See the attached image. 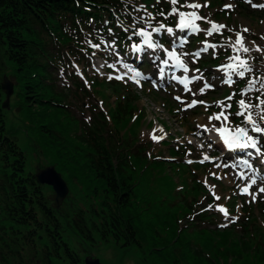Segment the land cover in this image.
Wrapping results in <instances>:
<instances>
[{"label": "rangeland", "instance_id": "rangeland-1", "mask_svg": "<svg viewBox=\"0 0 264 264\" xmlns=\"http://www.w3.org/2000/svg\"><path fill=\"white\" fill-rule=\"evenodd\" d=\"M195 2L202 5L200 9L196 10L198 15L206 18V20L196 22L201 29L196 34L187 30L181 32L175 27L179 22L178 15L169 17L170 23H166L159 15H156L157 22H163L167 26L173 27L178 36L187 40L183 49H177L178 52L184 51L192 54L181 57L190 69L187 74L173 68L170 61L171 65L168 66L169 68L166 67L165 71L166 69L171 70L167 71L169 72L167 75L165 72V80L160 83L162 79H160L158 69L152 63L151 57L159 55L161 59H164L166 58L165 53L158 50L156 54H151V50H148L145 53L136 54L130 50V46L125 53L119 50L114 42L95 31V23H92L89 30L85 27L80 29L76 34L80 43L74 46L77 52L69 50L62 52L65 65H59L54 69V72L57 76L58 88L67 93L64 99V103L68 105L67 112L61 114L60 118L61 123L67 126V136L71 139H74L80 132L82 122L90 120L95 111H104L111 120L116 109L117 94L124 95L125 88L137 95V109L134 116L121 125L122 146L130 145L132 152L151 155L153 160L154 158L164 160L159 163L149 160V163L144 162L138 166L140 172L138 171V175H135L137 194L141 200L144 198L151 201L155 211H174L177 208L185 210V196L191 200L196 199L195 210L182 219L181 225L183 229H186L187 234L192 237L194 235L191 239L194 247L215 255L219 246L217 244L219 238L216 235H213L211 240L203 238L200 233L201 229L223 227L222 225L227 224L226 227L232 226L231 228L241 232L243 223L250 217L248 229L252 226L253 229L258 228L261 233L264 231L262 208L264 194L258 195L254 202H249L250 196L243 194L241 189L246 187L250 180L240 176L241 173L243 177L255 176L257 185L250 188V191H255L258 187L264 186V165H261L260 158L254 153V150L229 152L222 146V143L217 142L214 136H210L209 133L214 131L207 130L211 129L213 124L217 127L221 126L219 121L212 120L210 122L208 119L221 111V105L218 103L221 101L225 105L232 104L230 109H226V114L232 113L229 115V123L226 126L233 130L237 126H244L241 124L243 117L234 115L238 110L236 102L242 98L240 92L247 86V81L250 78H255L256 87L260 88L259 80L264 77V7H260L264 4V0H251V2L248 0H195ZM146 3V0H123L122 11L127 18H130V25L133 24L134 18L143 14L135 10L141 6H144L148 13L156 14ZM165 3L164 0H161L160 4L161 9L167 14L169 10H165ZM184 3L185 0H179L177 7L180 11H190L187 8H180V5ZM226 4H231L233 7L225 8ZM209 21L227 27L208 36L206 32L211 27ZM142 26L137 25V28ZM122 27L127 26L122 24ZM244 28L249 31L243 32ZM237 31L244 37V46L253 49L250 54L236 53L231 48L222 47L236 40L235 32ZM72 32L76 33L77 31L73 30ZM86 38L90 39L92 43H99L101 47L94 49L90 44H85ZM161 38L167 41L166 44H163L164 47L172 50L173 45L168 35L153 34V39L159 43H161ZM142 40V37H138V41L133 42L142 43ZM208 44H215L217 47L210 48L208 53L201 52L199 57L194 55ZM256 46H259L261 51H256ZM235 55H240L242 59H248L253 71L246 74L245 79L237 80L228 86L221 82L224 73L220 70V66L238 63L234 59H229ZM122 63H128L131 67L150 76L151 79H142V87L131 81L108 79L109 75L115 76L126 71ZM159 63L160 61L157 60L156 64ZM109 64H115L116 67L109 68ZM144 65L145 67H142ZM197 68L200 69L198 73L194 71ZM12 70L11 64L8 63L4 71L6 73L4 78L12 82L13 92L7 94L6 97L8 103L7 123L19 130V142L26 153L28 168L37 172L47 165H55L70 189L60 209L65 214L74 215L80 208H83L87 218H95L92 205L99 207L100 199L87 190V185L69 165L60 164L55 159L54 154L46 148L40 139V134L29 127L24 116L17 110L14 98V78L10 76ZM73 73L77 75L81 85L74 84ZM173 74L176 76L187 75L190 81L193 76H201L214 87L205 89L201 93L199 92L202 86L201 82L194 81L188 84V88L191 89L189 92L185 90L184 85L172 79ZM129 75L132 74L129 73ZM108 81H119L124 85L118 84L115 89L110 86ZM87 88L91 94L87 93ZM233 93L235 96L229 101L227 98ZM250 95L253 97L252 102L256 103L255 97L259 93L252 92ZM176 96H180L181 100H176ZM244 98L247 100V97ZM192 100L204 103L188 107ZM198 126H207V129ZM153 134L164 138L153 141L151 139ZM250 135L256 136L257 134L250 132ZM210 144L211 147H209ZM261 144H264V138L261 139ZM172 148L179 150L182 155L174 154L171 151ZM249 151L253 152L252 156L248 155ZM205 156H208L209 159L204 160ZM245 159L252 167H246L240 163ZM234 162L239 163V167H215L217 163L223 165ZM46 192L54 203L56 193L51 185L46 184ZM245 202L253 205L249 212L243 207ZM221 208L225 209L228 217L220 211ZM147 213L148 211L144 215L147 216ZM202 214H207V216H202ZM235 217H239L235 223L229 222L230 218L234 219ZM64 221L65 235L68 241L84 259L87 256H94L100 258L104 264H158L151 257L145 260L146 255L139 248L130 247L126 250L116 240H103L96 232H94L95 240H85L69 227L67 220Z\"/></svg>", "mask_w": 264, "mask_h": 264}, {"label": "trees", "instance_id": "trees-1", "mask_svg": "<svg viewBox=\"0 0 264 264\" xmlns=\"http://www.w3.org/2000/svg\"><path fill=\"white\" fill-rule=\"evenodd\" d=\"M151 1L147 0L148 6L158 13L161 4L151 5ZM164 6L169 7L168 3ZM122 8L123 0H0V264H85L65 235L64 220L85 240H95L96 232L126 250L139 248L145 260L151 257L158 264H264V231L252 226L250 231V217L241 232L232 226L201 229L203 238H219L213 255L194 247V235L181 225L195 210L196 199L185 196L186 209L174 211H155L151 201L140 199L135 182L138 166L164 160L122 146L121 125L137 109V95L130 89L117 94L111 120L104 111H95L82 122L75 138H68V128L60 118L67 112V93L58 88L54 69L65 65L62 52H77L76 34L82 27L89 30L92 23L95 31L126 49L128 33L118 25L116 14L120 12L129 22ZM8 63L13 69L17 110L55 159L69 165L100 199V208L92 205L95 218H87L83 208L74 215L65 214L48 197L46 184L28 168L19 130L7 123L3 83ZM72 77L76 86L82 84L75 73ZM108 83L115 89L124 85ZM87 93L91 94L88 88ZM171 151L182 155L175 148ZM243 207L249 212L253 205L245 202ZM146 211L150 216L144 215Z\"/></svg>", "mask_w": 264, "mask_h": 264}, {"label": "snow or ice", "instance_id": "snow-or-ice-1", "mask_svg": "<svg viewBox=\"0 0 264 264\" xmlns=\"http://www.w3.org/2000/svg\"><path fill=\"white\" fill-rule=\"evenodd\" d=\"M157 4L161 3V0H156ZM164 2L168 3L170 5V10L166 14L163 9H161L158 13L155 15L152 13H148L146 8L144 6H141L140 8L135 9L136 11L142 12L143 14L139 17L134 18L133 24L129 25L128 27L124 28L123 31L125 33H128L126 40L132 41L133 37H142V43H136L133 42L130 45V50L133 53L141 54L145 53L148 50H151V54H156L159 51H162L166 54V58L161 59L159 55H152V63L155 64L156 68L158 69V75L160 79H163L165 77V68L169 66V62H172V67L176 70H182L183 74L189 73L190 69L185 62L184 59L181 57H187L189 55H192L190 53L180 51L178 52L177 49H183L185 44L187 43V40L178 36L177 32L174 30L173 27L167 26L163 22H157L156 21V15H159L160 17H163L164 19H168L169 17H172L174 15L179 16V22L175 25L177 29H179L181 32L187 30L190 33L196 34L201 31L197 21L200 20H206L205 17H201L198 15V12L196 10L200 9L202 5L198 2H195V0H192V2H189V0H185V3L183 5H180V8H187L190 11H180V9L177 7L179 0H164ZM248 2H251V0H248ZM207 6L206 4L204 5ZM233 5L226 4L225 8H232ZM253 7H256V5H253ZM260 7H264V4L260 5ZM210 22V21H209ZM211 27L207 30L206 34L208 36H212L214 32L219 31L220 29L226 28V25L223 24H216L214 22H210ZM137 25H143L142 27L137 28ZM249 29L244 28L243 32H248ZM109 32H111V29H109ZM153 34H158L160 36L168 35L171 39V43L173 45L172 50H169L168 48L164 47L163 44L159 43L157 40L153 39ZM236 40L233 43L223 45L222 47L231 48L234 52L239 53L242 52L244 54H250V52L253 50L247 46H244L243 39L244 37L241 35L239 31L235 32ZM179 41V43H178ZM85 44H90L92 48H99L101 45L99 43H92V41L88 38L84 41ZM254 44V42H252ZM217 46L215 44H208L200 51H197L194 53L195 56L199 57L201 55V52L208 53L209 49H215ZM256 51H261L259 46L255 47ZM229 59H234L238 63L232 64H226L221 65L220 70L224 73V76L221 79V82L225 85L231 86L237 80H243L246 78V74L251 73L253 71L249 60L248 59H242L240 55H235L233 57H230ZM159 60L160 63L156 64V61ZM103 66V65H101ZM123 68L126 70L124 73L119 75H109L108 79H116L124 82H134L137 85L142 87L141 80H150L151 77L143 74L141 71L131 67L128 63H122ZM109 68H115V64H109ZM195 72H199L200 69H195ZM131 73L132 75H129ZM172 79L178 81L180 84L184 85L185 90L191 92V89L188 88V84L194 81H200L202 86L199 89V92L203 93L205 89H212L214 87L213 84L206 82L203 77L201 76H193L192 80H189V77L187 75L182 76H176L172 75ZM260 88L256 87V79L250 78L247 81V86L241 90L240 96L242 97L236 102L238 110L234 113L236 117H243L241 120V124L244 126H237L235 129H231L226 126L227 123H229V115H232V113L226 114V109H230L232 107V104L225 105L224 102H218L221 105V111L217 114H214L210 117H208L209 121L216 120L220 122L219 127H217L215 124L212 125L211 129H207V126H198V127H205L209 131H214L218 134V139L222 141V146L226 148L229 152L235 151V150H254V153L260 158L261 165H264V144H261V139L264 138V77H261L260 80ZM252 92H257L259 95L255 97L256 103H253V97L250 95ZM235 96V93L230 95L227 99L231 101ZM247 97V100L244 98ZM176 100L180 101L181 97L176 96ZM203 101H196L192 100L191 103L188 105V107H193L197 104H203ZM162 131V130H161ZM251 133L257 134L256 136L250 135ZM164 137H157L155 134L151 135V139L153 141H157L158 139H163ZM202 147V146H201ZM211 147V144L209 145ZM249 156L253 155L252 151L248 152ZM209 157L205 156L204 160H208ZM203 162V161H202ZM191 163V161H189ZM240 163H243L246 167H252V165L249 163L247 159L241 161ZM215 167L220 168H237L239 167V163H224L223 165L217 163L215 164ZM258 170V169H257ZM215 175V173H213ZM240 176L244 179L250 180V183L241 189L243 194H246L250 196L249 202H254L257 199V196L260 194H264V186L258 187L255 191H250V188L252 186L257 185V179L255 176L251 177H243V174L241 173ZM216 199L218 200L219 197L217 196ZM221 212L225 213V216L228 217V213L225 211V209L221 208ZM239 217H235L234 219H229V222L235 223L236 220H238ZM223 227H226L227 224L222 225Z\"/></svg>", "mask_w": 264, "mask_h": 264}, {"label": "water", "instance_id": "water-1", "mask_svg": "<svg viewBox=\"0 0 264 264\" xmlns=\"http://www.w3.org/2000/svg\"><path fill=\"white\" fill-rule=\"evenodd\" d=\"M3 88L7 90L8 95L13 92V84L7 78L3 83ZM7 105V101L5 102ZM36 178L40 183L49 184L53 187L56 197L55 202L57 207H60L68 195L70 189L67 181L63 177L62 173L57 170L55 165L50 164L43 168H40L36 173ZM86 264H104L100 258L94 256H87L85 258Z\"/></svg>", "mask_w": 264, "mask_h": 264}, {"label": "bare ground", "instance_id": "bare-ground-1", "mask_svg": "<svg viewBox=\"0 0 264 264\" xmlns=\"http://www.w3.org/2000/svg\"><path fill=\"white\" fill-rule=\"evenodd\" d=\"M181 76H182V75H181ZM209 134H210L211 137L214 136V137L216 138L217 142L222 143V141H220V140L218 139V134H217V133L213 132V133H209ZM211 137H210V138H211Z\"/></svg>", "mask_w": 264, "mask_h": 264}]
</instances>
